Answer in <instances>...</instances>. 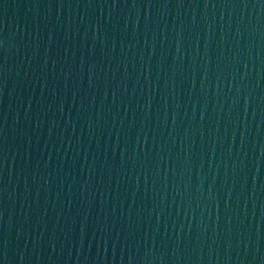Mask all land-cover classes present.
Wrapping results in <instances>:
<instances>
[{
  "label": "water",
  "instance_id": "1",
  "mask_svg": "<svg viewBox=\"0 0 264 264\" xmlns=\"http://www.w3.org/2000/svg\"><path fill=\"white\" fill-rule=\"evenodd\" d=\"M0 264H264V0H0Z\"/></svg>",
  "mask_w": 264,
  "mask_h": 264
}]
</instances>
